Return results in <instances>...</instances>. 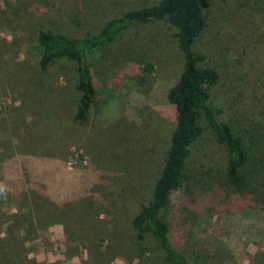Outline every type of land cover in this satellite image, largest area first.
Here are the masks:
<instances>
[{
  "label": "rangeland",
  "instance_id": "374dc122",
  "mask_svg": "<svg viewBox=\"0 0 264 264\" xmlns=\"http://www.w3.org/2000/svg\"><path fill=\"white\" fill-rule=\"evenodd\" d=\"M158 1L0 0V264H170L152 237L139 243L132 220L151 199L175 128L167 92L184 68L177 29L133 26L86 51L96 99L83 124L76 65L59 59L42 71L37 44L40 31L96 35ZM207 22L194 49L219 73L211 104L264 156V3L218 2ZM199 125L184 189L162 213L182 234L217 221L201 201L210 198L208 170L222 182L226 152L203 118ZM235 213L218 215L208 264L264 260V224L249 228Z\"/></svg>",
  "mask_w": 264,
  "mask_h": 264
},
{
  "label": "trees",
  "instance_id": "16d2710c",
  "mask_svg": "<svg viewBox=\"0 0 264 264\" xmlns=\"http://www.w3.org/2000/svg\"><path fill=\"white\" fill-rule=\"evenodd\" d=\"M225 1L228 0H159L154 5L130 10L122 17L109 21L96 35L69 37L50 30L40 31L37 35V44L42 50L39 61L42 71L59 59L76 65V89L81 98L75 119L83 124L87 121L89 110L96 99V86L86 62V51L106 45L122 30L133 26L167 22L177 29L184 68L179 80L167 92V101L175 113V128L151 199L132 220L139 243H143L148 236L152 237L165 261L170 264H208L207 259L213 255L211 241L215 239L220 225L219 219H222L218 215L224 216L228 211H238L239 216L235 213L236 217L243 220L244 225L249 228L264 224V156L256 152L257 144L253 141L255 138L249 135V130H239L226 122L225 107L211 104V90L219 82V73L207 64L206 56L202 52L194 49L196 40L207 27L210 7ZM248 1L264 3V0ZM152 69V65H146V75ZM201 118L205 120L215 141L226 152L222 182H216L213 177L217 175L213 170H208L214 175L207 172L206 175L209 176L205 179L211 185L203 191L209 192L207 194L210 198L201 201L204 210L210 211L217 221L215 224H207L208 226L198 224L200 233L184 231L182 234L168 216L162 213L170 207L173 194L184 189L189 149L203 133L199 125ZM205 202L208 203L207 208ZM246 205H257L259 210L251 214L252 209L249 208L252 207ZM245 207V215H240V210ZM258 229L264 230V226ZM192 245L196 247H189ZM256 261V264H264L261 258Z\"/></svg>",
  "mask_w": 264,
  "mask_h": 264
}]
</instances>
